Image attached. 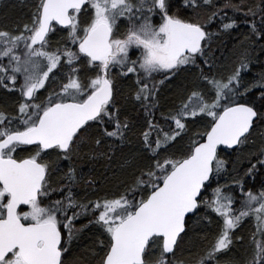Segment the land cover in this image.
<instances>
[{
	"label": "snow or ice",
	"instance_id": "6c2138e0",
	"mask_svg": "<svg viewBox=\"0 0 264 264\" xmlns=\"http://www.w3.org/2000/svg\"><path fill=\"white\" fill-rule=\"evenodd\" d=\"M27 6L0 27V264H264V0Z\"/></svg>",
	"mask_w": 264,
	"mask_h": 264
},
{
	"label": "trees",
	"instance_id": "16d2710c",
	"mask_svg": "<svg viewBox=\"0 0 264 264\" xmlns=\"http://www.w3.org/2000/svg\"><path fill=\"white\" fill-rule=\"evenodd\" d=\"M28 0H0V27H13L19 22L26 19L27 14L29 12ZM244 30L243 26L239 30L242 32ZM238 37L239 33L237 35H234L232 37L225 36L223 37V41L220 43L218 49H214L216 52V55L218 57H221V54H223V57H228L232 54V50L239 46L238 44ZM222 57V58H223ZM175 85L171 86L168 91L171 92L172 88H174ZM258 143V142H257ZM245 155V153H237L236 156H233L232 159H238V157ZM240 164H244L245 161L239 160ZM85 170L87 171V168L90 167L89 164L84 165ZM96 169L98 171L104 170V162L100 161L96 164ZM255 183V182H254ZM259 185L257 184V187ZM82 243H87V239L82 241Z\"/></svg>",
	"mask_w": 264,
	"mask_h": 264
}]
</instances>
